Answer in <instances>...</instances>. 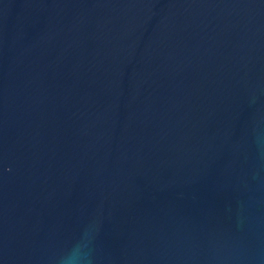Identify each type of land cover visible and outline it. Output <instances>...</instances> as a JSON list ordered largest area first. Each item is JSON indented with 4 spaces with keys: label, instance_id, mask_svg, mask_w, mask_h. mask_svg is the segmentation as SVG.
Wrapping results in <instances>:
<instances>
[{
    "label": "water",
    "instance_id": "95a60500",
    "mask_svg": "<svg viewBox=\"0 0 264 264\" xmlns=\"http://www.w3.org/2000/svg\"><path fill=\"white\" fill-rule=\"evenodd\" d=\"M0 264H264V0H0Z\"/></svg>",
    "mask_w": 264,
    "mask_h": 264
}]
</instances>
